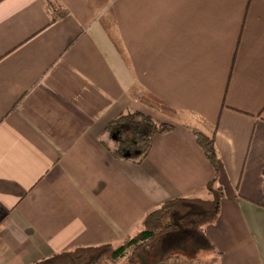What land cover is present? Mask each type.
<instances>
[{"label": "crops", "instance_id": "obj_1", "mask_svg": "<svg viewBox=\"0 0 264 264\" xmlns=\"http://www.w3.org/2000/svg\"><path fill=\"white\" fill-rule=\"evenodd\" d=\"M134 84L182 113L140 163L101 142L145 109ZM212 179L205 256L264 264V0H0V264L138 239L147 212L211 198Z\"/></svg>", "mask_w": 264, "mask_h": 264}, {"label": "trees", "instance_id": "obj_2", "mask_svg": "<svg viewBox=\"0 0 264 264\" xmlns=\"http://www.w3.org/2000/svg\"><path fill=\"white\" fill-rule=\"evenodd\" d=\"M132 88L139 91L136 100L145 109H128L119 114L105 127L101 142L113 157L140 163L151 147L152 137L171 131L173 120L179 121L182 113L142 86L134 84ZM159 115L167 119L161 120ZM193 131L215 170L213 133L197 128ZM206 188L211 194L209 199L178 197L147 212L140 221L138 239L127 235L117 245L107 242L78 246L30 264H117L124 258L137 264H180L188 254L198 257L200 251L211 252L213 245L204 228L217 218L223 191L214 185V179L207 182Z\"/></svg>", "mask_w": 264, "mask_h": 264}, {"label": "rangeland", "instance_id": "obj_3", "mask_svg": "<svg viewBox=\"0 0 264 264\" xmlns=\"http://www.w3.org/2000/svg\"><path fill=\"white\" fill-rule=\"evenodd\" d=\"M214 222H215V220L213 222H211V223H208V224H212ZM208 224H206V225H208ZM212 253H213V256L219 261L220 254L217 253L216 251H212ZM198 254H199L198 257H195V256L192 257L191 254H188V255L184 256V261L180 262V264H213L211 262L210 257H206L205 256V253H202L200 251ZM117 264H137V262L134 261V260L128 259V258H124L123 260H121Z\"/></svg>", "mask_w": 264, "mask_h": 264}]
</instances>
